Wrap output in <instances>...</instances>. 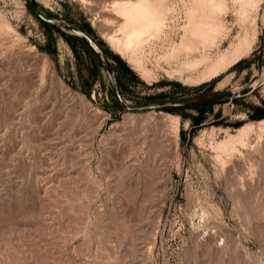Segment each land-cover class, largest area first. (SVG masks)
Returning <instances> with one entry per match:
<instances>
[{
	"label": "rangeland",
	"instance_id": "1",
	"mask_svg": "<svg viewBox=\"0 0 264 264\" xmlns=\"http://www.w3.org/2000/svg\"><path fill=\"white\" fill-rule=\"evenodd\" d=\"M37 2L92 31L130 107L241 93L259 74L264 0ZM200 21L221 25L214 39ZM70 36L0 0V264H264V57L246 95L129 112Z\"/></svg>",
	"mask_w": 264,
	"mask_h": 264
},
{
	"label": "water",
	"instance_id": "2",
	"mask_svg": "<svg viewBox=\"0 0 264 264\" xmlns=\"http://www.w3.org/2000/svg\"><path fill=\"white\" fill-rule=\"evenodd\" d=\"M29 2L31 5L33 14L38 19V21H40L41 23H44L46 25H49L51 27L60 29L63 32H69L70 34L77 36V37H80V38H83L87 41L88 45L98 55V57H99L101 63L103 64L104 68L109 73V75L113 81L115 93H116V96H117L119 103L122 105V107L125 110H127L129 112H150V111L172 109V108H195V107L220 103L222 101L232 100L234 98H238L239 96L246 95V94L250 93L253 90L254 82L256 80H258V78L260 77L262 70H263L262 63H263L264 52H262L260 57H259V74L257 75V77L253 78L251 85L248 87V89L242 91L241 93H224V94L216 95L214 97L200 99V100L165 101V102L153 103V104H149V105H145V106H141V107H130L125 103V101L121 95V92H120V89L118 86V81H117V78L115 76V72H114L113 68L111 67L108 60L102 55L101 51L96 46L93 38L88 33H86L85 31H83L79 28H75V27L68 25V24H62L55 19L46 17L45 14L43 13V11L41 10V7H40L39 3L37 2V0H29Z\"/></svg>",
	"mask_w": 264,
	"mask_h": 264
},
{
	"label": "bare ground",
	"instance_id": "3",
	"mask_svg": "<svg viewBox=\"0 0 264 264\" xmlns=\"http://www.w3.org/2000/svg\"><path fill=\"white\" fill-rule=\"evenodd\" d=\"M147 1V0H146ZM209 1H210V3L212 2H214L215 0H213V1H211V0H208V3H209ZM142 2V1H141ZM137 3V2H136ZM136 3H135V5H136ZM140 3V2H139ZM208 3H207V5H208ZM130 5V4H129ZM212 5H214V4H212ZM209 6H210V4H209ZM224 6V5H223ZM222 5H218L217 4V6H212L214 9L213 10H215V9H217V10H221V7H223ZM130 7H133L132 5H130ZM140 7H143V5L142 4H139V6L138 5H136V6H134L133 8H132V10H129L128 11V14H126V20L127 21H129L130 19H132V18H134V15H135V11L137 12L139 9H141ZM151 6H149V8H150ZM211 7V8H212ZM209 9V8H208ZM213 10H212V13H213ZM222 13V12H221ZM146 14V13H145ZM160 14V13H159ZM209 16H211V15H209ZM212 17V16H211ZM208 18V16L206 17V19ZM213 18V17H212ZM211 18V19H212ZM122 19H124V18H122ZM148 19H150V18H148ZM209 19V18H208ZM214 20L216 19L215 17L213 18ZM203 21H206V20H203ZM201 22L202 21H200V22H191V24L193 25V27H194V32L196 33H200L199 35L203 38V39H208L209 37L211 38V39H214L213 38V36L214 35H210V33H216V32H218L219 31V29H221V28H219L220 26L218 25H216V26H214L215 25V23H214V25H213V27L211 26L210 27V25H212L213 24V22H212V24H208V26H206L207 28H208V30H206V29H204V30H202V31H200L199 32V30L198 29H200V27H204V26H202L201 25ZM208 23L210 22V21H207ZM157 23V22H156ZM164 24V23H163ZM202 24H204V22L202 23ZM206 24V23H205ZM156 25H158V24H156ZM158 27V26H157ZM149 28V27H148ZM147 28V29H148ZM123 30V29H122ZM124 32V31H123ZM149 32V31H148ZM134 33H135V31H134ZM137 33V32H136ZM138 33H139V31H138ZM143 33V32H142ZM141 34V33H140ZM145 34V33H144ZM132 36H133V34H131ZM130 35V36H131ZM142 35V34H141ZM210 35V36H209ZM209 36V37H208ZM129 40L131 39L130 37L128 38ZM140 39V38H139ZM119 40V39H118ZM130 47V46H129ZM246 53H247V51L246 50H244V51H241V52H239L234 58H232L233 60H232V62L233 63H235V64H237L241 59H243L244 57H245V55H246ZM236 54V53H235ZM225 63H223V65L222 66H226V64L224 65ZM230 65V64H229ZM232 65V64H231ZM228 66V65H227ZM223 68V67H222ZM228 68V67H227ZM256 82H257V80L254 82V84H253V86L256 84Z\"/></svg>",
	"mask_w": 264,
	"mask_h": 264
},
{
	"label": "trees",
	"instance_id": "4",
	"mask_svg": "<svg viewBox=\"0 0 264 264\" xmlns=\"http://www.w3.org/2000/svg\"><path fill=\"white\" fill-rule=\"evenodd\" d=\"M27 4H28V6L29 7H31V5H30V2L27 0ZM42 25L45 27V28H47V29H54V30H56V31H58V32H61V30L60 29H57V28H54V27H51V26H49V25H46V24H44V23H42ZM79 29H81V30H83V31H85L86 33H88L90 36L92 35V31L89 29V28H79ZM68 41L70 42V43H74V42H79V43H81V44H88L87 43V41L85 40V39H83V38H80V37H77V36H70V37H68ZM89 46V45H88ZM111 58H113V60L115 61V62H117L118 64H119V66H121V68H125L126 67V63L119 57V56H115V55H113L112 53H107ZM239 63V62H238ZM237 63V64H238ZM195 122L197 123V125L199 124V122H200V119H195Z\"/></svg>",
	"mask_w": 264,
	"mask_h": 264
}]
</instances>
